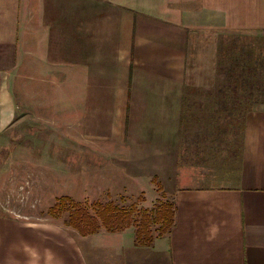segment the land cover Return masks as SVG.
<instances>
[{
	"label": "crops",
	"instance_id": "1",
	"mask_svg": "<svg viewBox=\"0 0 264 264\" xmlns=\"http://www.w3.org/2000/svg\"><path fill=\"white\" fill-rule=\"evenodd\" d=\"M223 32L264 42V0H0V138L19 115L17 70L40 82L65 66L85 135L121 157L113 186L175 205L151 245L132 225L84 234L1 207L0 264H264V102L221 116Z\"/></svg>",
	"mask_w": 264,
	"mask_h": 264
},
{
	"label": "rangeland",
	"instance_id": "2",
	"mask_svg": "<svg viewBox=\"0 0 264 264\" xmlns=\"http://www.w3.org/2000/svg\"><path fill=\"white\" fill-rule=\"evenodd\" d=\"M220 40L219 104L221 116L227 117L229 112L221 105L264 102V42L254 35L231 32H223ZM236 60L245 68L242 81ZM34 70L25 67L15 75L13 92L19 115L0 138V208L28 213L50 211L59 214L61 222L67 221L75 205L94 209L96 202L110 200L124 208L155 210L159 203L153 199V191L137 190L132 195L113 186L122 178L108 167L111 162L120 163L121 157L101 153L107 141L85 135L84 102H79L82 86L71 94L76 101L69 100L66 67L49 68L50 73L40 82H36ZM78 104L80 114L75 111ZM226 108L233 109L238 122L240 113L234 106Z\"/></svg>",
	"mask_w": 264,
	"mask_h": 264
},
{
	"label": "trees",
	"instance_id": "3",
	"mask_svg": "<svg viewBox=\"0 0 264 264\" xmlns=\"http://www.w3.org/2000/svg\"><path fill=\"white\" fill-rule=\"evenodd\" d=\"M220 47L221 43L219 44V48ZM235 50L236 46L234 48V51ZM220 56L221 52L219 51L218 69ZM235 64L242 70L238 74L239 80L242 81L244 74L243 69L245 68L238 64L237 60ZM249 93L252 94V90H249ZM240 103L241 106L239 105V107H245L246 109H238L239 107H237V105L232 106H234V109L240 113L238 114V117L241 118L253 103L258 102L254 100L250 105H247L246 101H241ZM221 106L223 107V110L229 112L230 116H233V109L228 110V108H226L232 107L231 105ZM87 208L81 205H75L68 214V222L76 226L80 232L84 234L94 232L100 227V225L108 230L122 229L132 225L135 227L134 241L136 244L140 245H151L155 236L170 232L174 225L175 205L173 202H161L153 211L151 210L152 208L150 210L147 208L137 209L135 206L124 208L114 204L111 200L106 203L96 202L94 209Z\"/></svg>",
	"mask_w": 264,
	"mask_h": 264
}]
</instances>
